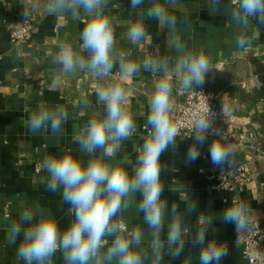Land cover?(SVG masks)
Wrapping results in <instances>:
<instances>
[{
    "label": "clouds",
    "instance_id": "obj_1",
    "mask_svg": "<svg viewBox=\"0 0 264 264\" xmlns=\"http://www.w3.org/2000/svg\"><path fill=\"white\" fill-rule=\"evenodd\" d=\"M144 3L145 0H130L132 9ZM148 3L150 6L138 13L139 18L128 28L127 36L133 44L147 38L145 17L155 20L161 30L167 29L169 37L177 27L178 17L169 9H182L181 0H148ZM108 5L109 0H49L47 7L52 14H66L73 19L83 14L88 18L80 33V50L62 42L52 62L65 75L88 72L101 79L111 76L116 69L120 82L97 90V103L103 105L104 111L95 112L75 139L82 156L88 157L87 162L73 155L71 149L42 161L41 167L48 174L46 188L61 192L63 202L70 206L71 222L61 231L50 213L25 207L19 221H12L8 228V242L17 245L16 259L24 264H53L58 252L64 264H164L166 255L170 264L171 260L182 257L186 244L199 248V264H221L229 254L228 247L215 235L208 238L213 221L198 211L194 199L191 203L185 201L183 210L175 202L169 207L163 198L165 189L161 182V173L167 168L162 166L161 156L169 149L176 152L178 137H194L186 156V162H193L200 155L196 145L202 146L213 135L215 139L209 147L211 163L220 168L232 167L233 146L226 143L228 137L223 130L213 127L215 114L209 105L193 113L188 135H182L173 122L174 78L181 90L190 92L203 85L212 69L210 60L202 51H186L178 38L170 42L179 54L174 61L168 57L146 59L143 71L158 77L149 100L145 124L148 135L134 162L124 155L117 164L107 163V158H117L122 143L136 131L128 92L122 83L141 72L140 65L127 59L130 53L116 47ZM206 5L213 14H226L242 30L236 37L239 49L252 43L248 35L252 20L264 25V0H229L223 7L222 0H208ZM90 103L87 98L81 100L84 108ZM68 119L69 113L63 105L41 103L28 117L27 125L32 133L50 129L58 134ZM98 150L102 151L98 153ZM134 202L149 230L147 248L143 247V229H129L124 222V214ZM251 211L250 204L236 195L220 214L224 223L235 226L236 246L240 244L241 234L250 230ZM192 214H197V227L195 235L190 237L191 227L185 218ZM166 216L169 219L165 231ZM182 264L189 262L184 260Z\"/></svg>",
    "mask_w": 264,
    "mask_h": 264
},
{
    "label": "crops",
    "instance_id": "obj_2",
    "mask_svg": "<svg viewBox=\"0 0 264 264\" xmlns=\"http://www.w3.org/2000/svg\"><path fill=\"white\" fill-rule=\"evenodd\" d=\"M163 2V0H157ZM229 0H222L223 7ZM49 0H0V264H24L16 259V244L8 242V228L12 221H19L25 207L43 209L50 213L63 231L72 220L70 206L63 202L61 192L46 188L47 173L42 169L34 172L36 164L50 156L59 155L65 149L80 157L86 163L88 157L82 156L75 142L84 124L95 112L103 113V105L97 103V90L112 83H119L117 70L106 78H97L88 72L65 75L60 66L54 64L53 57L59 51V44L70 43L77 51L81 44L80 33L88 18L83 14L78 19L69 15L52 14L48 10ZM182 9H169L178 17L175 31L169 37L167 29L161 30L155 20L144 18L147 38L133 44L127 36L131 23L139 18L138 13L149 7L148 0L132 9L130 0H109L108 13L113 21L116 47L130 53L127 59L141 66V72L122 83L128 92L130 113L136 124V131L130 139L122 143L116 159L107 158L109 164H117L119 157L127 155L133 162L143 140L148 135L145 128L149 114V100L158 77L143 71V62L149 58L168 57L175 60L178 53L171 46V39L178 38L186 51L203 52L210 60L212 69L205 76L202 86L210 91H223L225 96L217 103L223 112V120L235 117V137L226 143L233 146L232 160L244 161L254 156L258 144H250L248 132L264 129V25L252 20L248 35L252 43L244 49L236 46V37L241 29L221 12L213 14L207 7L208 0H181ZM24 13L34 26L31 38L21 44H11L7 22L22 18ZM87 56V53H81ZM262 71L257 72V64ZM263 76V79L260 78ZM174 113L183 93L175 78L173 81ZM82 98L91 103L87 108L81 106ZM45 103L49 106L63 105L69 113L68 121L62 131L53 134L50 129L32 133L27 125L30 114L36 107ZM223 126V125H222ZM215 139L208 138L205 143L196 145L200 155L193 162H186L192 138H177V149H169L161 156V164L167 168L161 173L164 185L163 198L171 206L178 204L181 210L185 201L197 202L198 211L212 220L208 238H215L228 247V256L221 264H245L242 247L235 245L234 225L220 219L222 211L229 206L232 198L239 195L250 204V221L264 227V155L254 160L255 180L233 191L213 192L208 181L199 173L200 168L212 165L209 147ZM264 143L261 145L263 146ZM102 150H98V153ZM129 171L131 168L129 167ZM137 195L136 200L138 201ZM7 204L9 216L3 214ZM124 222L129 229L139 227L145 233L143 247H148L149 230L138 213L135 202L124 214ZM166 228L168 217L166 216ZM190 224V237L195 235L197 214L185 218ZM19 240H17V244ZM199 248L186 244L182 257L171 260L170 264H199ZM169 257L165 256L164 264ZM53 264H64L58 252Z\"/></svg>",
    "mask_w": 264,
    "mask_h": 264
},
{
    "label": "built area",
    "instance_id": "obj_3",
    "mask_svg": "<svg viewBox=\"0 0 264 264\" xmlns=\"http://www.w3.org/2000/svg\"><path fill=\"white\" fill-rule=\"evenodd\" d=\"M10 43L17 45L28 41L31 38L34 30L33 22L29 17L23 16L16 20L7 22ZM225 96L223 91H210L204 88H195L190 92H184L181 101L177 103L173 122L181 130L182 135H188L191 132L193 113L199 109L209 105L212 113H214L213 127L221 129L224 134L231 140L235 137L236 118L223 120V112L217 106V103ZM223 125V126H222ZM209 135L208 138H213ZM188 139L189 137H184ZM192 138V137H191ZM207 138V139H208ZM250 144H258V152L254 156H249L244 161L232 163L229 168L225 165L223 168L216 167L213 164L206 168H200L199 173L202 174L208 181L209 189L213 192L233 191L241 186L247 185L255 180L256 169L254 160L264 155V129L261 131L250 130L248 132ZM41 170V165L36 164L34 172L38 174ZM264 205V195L261 199ZM5 217L9 216L8 205L3 207ZM234 233L237 239V233ZM240 245L242 247V255L245 259V264H264V227L258 225L254 221H250V230L242 233L240 236Z\"/></svg>",
    "mask_w": 264,
    "mask_h": 264
},
{
    "label": "trees",
    "instance_id": "obj_4",
    "mask_svg": "<svg viewBox=\"0 0 264 264\" xmlns=\"http://www.w3.org/2000/svg\"><path fill=\"white\" fill-rule=\"evenodd\" d=\"M262 71V65L261 64H257V72H261ZM260 78H262L263 79V76H261V74H260Z\"/></svg>",
    "mask_w": 264,
    "mask_h": 264
}]
</instances>
